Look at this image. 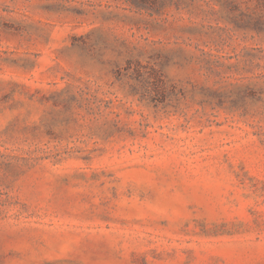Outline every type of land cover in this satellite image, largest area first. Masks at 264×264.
Returning a JSON list of instances; mask_svg holds the SVG:
<instances>
[{
  "label": "rangeland",
  "instance_id": "obj_1",
  "mask_svg": "<svg viewBox=\"0 0 264 264\" xmlns=\"http://www.w3.org/2000/svg\"><path fill=\"white\" fill-rule=\"evenodd\" d=\"M0 264H264V0H0Z\"/></svg>",
  "mask_w": 264,
  "mask_h": 264
}]
</instances>
